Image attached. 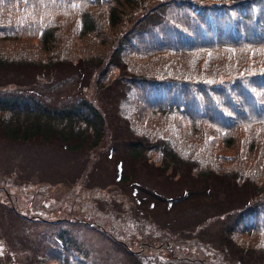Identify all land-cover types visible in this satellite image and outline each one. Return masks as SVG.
<instances>
[{
	"label": "trees",
	"instance_id": "16d2710c",
	"mask_svg": "<svg viewBox=\"0 0 264 264\" xmlns=\"http://www.w3.org/2000/svg\"><path fill=\"white\" fill-rule=\"evenodd\" d=\"M69 48L78 59L61 52ZM116 60L126 74L109 83L122 93L118 124L132 154L165 171L192 164L208 200L213 177L240 188L228 238L264 264V224L253 223L264 213V0H0V70L75 61L106 67L107 84ZM106 130L85 102L49 109L32 97L0 99V133L13 140L94 152ZM58 255L59 264H86Z\"/></svg>",
	"mask_w": 264,
	"mask_h": 264
},
{
	"label": "rangeland",
	"instance_id": "374dc122",
	"mask_svg": "<svg viewBox=\"0 0 264 264\" xmlns=\"http://www.w3.org/2000/svg\"><path fill=\"white\" fill-rule=\"evenodd\" d=\"M124 29L121 36L128 33ZM114 63L119 71L110 70L107 84L101 68L75 61L0 70V99L32 97L49 109L83 100L107 123L94 152L69 150L56 139L24 142L0 133V264H36L58 250L62 258L78 256L88 264H253L260 255L228 238L235 207L244 199L240 188L213 177L208 200L192 164L165 171L152 157L146 155V162L132 154L118 124L122 93L109 83L126 71ZM193 186L194 192L187 190ZM253 220L262 226L264 213Z\"/></svg>",
	"mask_w": 264,
	"mask_h": 264
}]
</instances>
